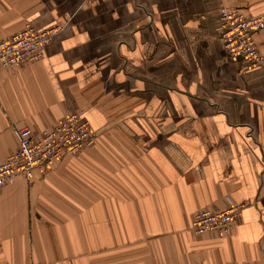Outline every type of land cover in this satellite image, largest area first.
<instances>
[{
  "label": "crops",
  "instance_id": "obj_1",
  "mask_svg": "<svg viewBox=\"0 0 264 264\" xmlns=\"http://www.w3.org/2000/svg\"><path fill=\"white\" fill-rule=\"evenodd\" d=\"M222 7L264 0H0V39L61 27L0 67V159L68 110L95 134L0 186V264H264V66L227 55ZM226 199L245 203L228 234L190 229Z\"/></svg>",
  "mask_w": 264,
  "mask_h": 264
},
{
  "label": "built area",
  "instance_id": "obj_2",
  "mask_svg": "<svg viewBox=\"0 0 264 264\" xmlns=\"http://www.w3.org/2000/svg\"><path fill=\"white\" fill-rule=\"evenodd\" d=\"M221 41L227 55L233 60L240 58L248 69L264 66V56L259 54L254 34L264 28V13L245 14L234 7H222L218 13ZM61 27L49 25L43 28L26 22L18 31L0 39V67L10 70L33 63L43 54L50 37ZM18 149L0 159V186L22 177L30 180L34 173L45 172L54 159L75 154L90 146L94 138L84 110H68L51 129L38 135L29 127L17 130ZM245 203L226 199L223 208L197 211L190 229L197 234L204 232L226 235L236 222Z\"/></svg>",
  "mask_w": 264,
  "mask_h": 264
}]
</instances>
